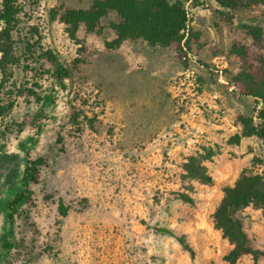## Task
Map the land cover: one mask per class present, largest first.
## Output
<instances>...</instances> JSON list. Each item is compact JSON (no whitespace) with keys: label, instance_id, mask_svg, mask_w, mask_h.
<instances>
[{"label":"rangeland","instance_id":"374dc122","mask_svg":"<svg viewBox=\"0 0 264 264\" xmlns=\"http://www.w3.org/2000/svg\"><path fill=\"white\" fill-rule=\"evenodd\" d=\"M18 1L23 12L6 41L35 70L13 68L9 88L24 93L0 120V264H264L260 207L234 214L259 250L256 259L249 252L224 259L233 243L213 221L227 185L243 170L264 172V141L251 133L261 103L249 93L264 86V5L185 0L183 37L150 45L147 61L138 46L125 64L105 46L115 38L116 13L98 31L81 25L76 44L48 11L88 8L93 0ZM243 23L260 27L261 36ZM30 26L70 68L65 90L42 73L48 64L30 60ZM38 156L37 183L9 222L7 202L22 190L26 162ZM191 157L205 178L188 174ZM158 227L184 235L193 254Z\"/></svg>","mask_w":264,"mask_h":264},{"label":"trees","instance_id":"16d2710c","mask_svg":"<svg viewBox=\"0 0 264 264\" xmlns=\"http://www.w3.org/2000/svg\"><path fill=\"white\" fill-rule=\"evenodd\" d=\"M218 1L227 8L235 4L232 0ZM257 1L264 5V0ZM111 11L119 18L118 22L110 24L116 37L110 42H105V46L112 49L117 48L126 39H142L149 45L167 47L183 37L189 22L185 0H93L88 8L51 9L48 11V21L58 19L64 25L68 37L75 42L76 33L81 25L86 32L98 31L100 20ZM22 12L23 7L18 0H0V24L2 26L0 35L3 38L0 42V120L12 109L13 97L24 93L16 84L12 87L16 89V93L20 94L12 92L9 88L8 81L13 76V68H22L30 72L35 70L32 66L22 63L16 50L6 41L12 30L19 24V14ZM243 26L253 38H259L262 34L260 27L246 23H243ZM29 29V34L36 37L34 42H24L26 44L24 48L30 60L35 64L38 61L48 64L47 69L42 67L44 69L42 73L49 75L56 88L65 90L67 88L65 81L71 76L70 68L60 61L53 48L41 43L42 37L35 26H30ZM34 85L37 87V84ZM26 91L27 95L34 97L37 103L43 100L38 92L29 88ZM249 93L257 97L259 99L257 102L261 103L256 111L255 119L251 118V133L264 141V86H255L249 89ZM43 164L44 159L41 156L26 162L21 176L22 190L7 202L9 222H12L18 214L19 204L29 199L31 186L37 183L39 170ZM185 169L190 175L206 177L204 167L193 157L185 164ZM249 204L257 205L264 212V172L250 173L243 170L232 185H227L223 189V196L213 213L215 226L221 228L233 243L232 249L224 255V259L228 261H234L238 256L247 252L252 253L254 259L257 258L259 250L255 249L246 238L239 220L234 216L236 211ZM59 211L64 216L67 209L60 206ZM156 230L176 237L180 245L191 255L193 254L184 235L176 236L172 229L166 227H158ZM3 248L10 249V243L4 242Z\"/></svg>","mask_w":264,"mask_h":264},{"label":"crops","instance_id":"0c3cea01","mask_svg":"<svg viewBox=\"0 0 264 264\" xmlns=\"http://www.w3.org/2000/svg\"><path fill=\"white\" fill-rule=\"evenodd\" d=\"M111 12H113V11H111ZM115 37H116V34H115ZM140 41H143V42L141 43ZM138 42L141 44H139ZM138 46L142 48L140 56L142 57L143 60L147 61L148 60L147 54L150 53V51H148L146 49H148V47H150V45L142 39H135V40L126 39V40L122 41V43L117 48H113V49H116V53L120 52V55L123 57L124 63L126 64L127 59L130 61L131 58L137 54L136 50H134V49ZM125 68H128V67H125ZM131 68H132V66L129 67L127 69V71L130 72Z\"/></svg>","mask_w":264,"mask_h":264}]
</instances>
